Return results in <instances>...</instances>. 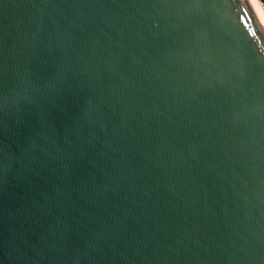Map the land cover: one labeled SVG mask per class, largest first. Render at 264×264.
Listing matches in <instances>:
<instances>
[{"label":"water","instance_id":"obj_1","mask_svg":"<svg viewBox=\"0 0 264 264\" xmlns=\"http://www.w3.org/2000/svg\"><path fill=\"white\" fill-rule=\"evenodd\" d=\"M0 264H264L255 0H0Z\"/></svg>","mask_w":264,"mask_h":264},{"label":"bare ground","instance_id":"obj_2","mask_svg":"<svg viewBox=\"0 0 264 264\" xmlns=\"http://www.w3.org/2000/svg\"><path fill=\"white\" fill-rule=\"evenodd\" d=\"M255 1L257 2L258 6L260 7L261 11L264 14V6L262 5V3L259 0H255Z\"/></svg>","mask_w":264,"mask_h":264},{"label":"rangeland","instance_id":"obj_3","mask_svg":"<svg viewBox=\"0 0 264 264\" xmlns=\"http://www.w3.org/2000/svg\"><path fill=\"white\" fill-rule=\"evenodd\" d=\"M261 3H262V5L264 6V0H259Z\"/></svg>","mask_w":264,"mask_h":264}]
</instances>
